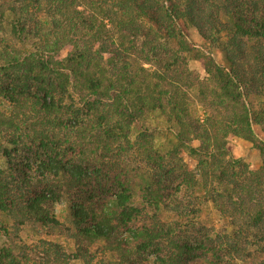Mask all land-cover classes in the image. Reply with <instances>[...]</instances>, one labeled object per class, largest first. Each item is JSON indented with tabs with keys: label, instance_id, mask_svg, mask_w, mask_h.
I'll return each mask as SVG.
<instances>
[{
	"label": "trees",
	"instance_id": "1",
	"mask_svg": "<svg viewBox=\"0 0 264 264\" xmlns=\"http://www.w3.org/2000/svg\"><path fill=\"white\" fill-rule=\"evenodd\" d=\"M76 263L264 264V0H0V264Z\"/></svg>",
	"mask_w": 264,
	"mask_h": 264
},
{
	"label": "rangeland",
	"instance_id": "2",
	"mask_svg": "<svg viewBox=\"0 0 264 264\" xmlns=\"http://www.w3.org/2000/svg\"><path fill=\"white\" fill-rule=\"evenodd\" d=\"M183 31L187 35V37L193 42V44L197 47V50L204 51L206 54H211L214 59L222 65H226L225 55L220 49L221 47L216 43L215 45L207 41L202 35L199 33L198 29L194 26H186L182 23L181 25ZM225 41V38L221 40V42ZM220 47V48H219ZM149 67V65H147ZM190 69L197 72L201 75V77L205 76V70L202 67V64L199 61H191L189 63ZM197 110L200 112L199 117L201 119L205 118V113L202 111L200 104L197 105ZM229 148L231 154L237 158L244 161L252 170H258L261 167V155L258 150L253 147V144L239 136L231 137L229 140ZM198 142L195 141L194 145H197ZM185 161L194 166L197 160L195 158H190L187 154L185 155ZM27 235L25 233L20 234V239L23 240L24 243L33 245L35 244V239L26 238ZM77 264V263H76Z\"/></svg>",
	"mask_w": 264,
	"mask_h": 264
}]
</instances>
